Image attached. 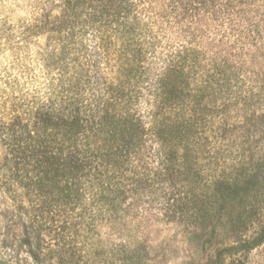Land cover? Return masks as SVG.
I'll return each mask as SVG.
<instances>
[{
	"label": "rangeland",
	"instance_id": "obj_1",
	"mask_svg": "<svg viewBox=\"0 0 264 264\" xmlns=\"http://www.w3.org/2000/svg\"><path fill=\"white\" fill-rule=\"evenodd\" d=\"M44 2L0 0V264H264V239L247 250L260 238L259 227L244 230L236 217L239 207L264 200L255 195L258 187L241 185L223 196L211 190L213 177L228 175L236 160L264 165V0L250 13L261 30L256 47L263 44L252 55V106L227 108L228 117L221 96L210 93L204 113L220 118L209 123L211 132L202 126L196 131L189 152L165 150L148 135L123 170L99 169L86 178L78 209L74 184L70 200L64 199L60 171L19 164L5 127L12 125L25 145L35 129L38 142L45 137L43 124L35 128L32 117L58 91L60 70L49 65L48 34L30 27ZM249 112L250 124L230 122ZM225 128L229 138L219 131ZM117 183L125 195L112 193V205L100 201L103 187Z\"/></svg>",
	"mask_w": 264,
	"mask_h": 264
},
{
	"label": "trees",
	"instance_id": "obj_2",
	"mask_svg": "<svg viewBox=\"0 0 264 264\" xmlns=\"http://www.w3.org/2000/svg\"><path fill=\"white\" fill-rule=\"evenodd\" d=\"M262 1L45 0L30 27L48 34L49 65L59 66V88L49 105L33 113L34 127L45 128L42 141L35 139V129L25 145L12 125L5 126L19 164L37 172L43 166L60 171L64 199L70 200L74 184L78 209L86 178L99 169L123 170L144 149L148 135L165 150L189 152L196 131L220 118L204 113L210 93L221 96L228 117L227 108L252 106L257 69L252 55L263 44L256 47L261 30L250 13ZM196 108L204 118H198ZM252 120L249 112L230 122ZM219 131L230 137L228 128ZM232 166L228 175L213 177L211 190L223 196L253 184L258 187L255 195L262 198L264 165L245 158ZM103 191L100 201L108 205L114 203L112 193L118 198L126 193L118 183ZM238 211L244 230L249 224L259 227L260 240L247 250L260 246L264 200Z\"/></svg>",
	"mask_w": 264,
	"mask_h": 264
}]
</instances>
